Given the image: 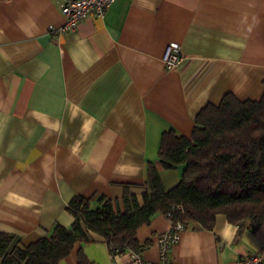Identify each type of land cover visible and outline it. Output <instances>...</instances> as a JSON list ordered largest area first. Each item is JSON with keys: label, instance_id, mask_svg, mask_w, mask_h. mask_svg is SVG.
Wrapping results in <instances>:
<instances>
[{"label": "crops", "instance_id": "1", "mask_svg": "<svg viewBox=\"0 0 264 264\" xmlns=\"http://www.w3.org/2000/svg\"><path fill=\"white\" fill-rule=\"evenodd\" d=\"M56 0H0V232L23 245L59 223L76 195L120 198L129 185L141 198L148 162L163 186L182 167L161 168L160 135L191 136L194 119L226 92L238 99L264 94V0H115L101 17L74 29ZM177 43L183 63L168 69L165 47ZM171 222L155 214L135 237L160 261L158 235ZM59 264H111L93 234ZM264 257V223L238 226L218 213L213 227L185 228L169 250L172 264H234ZM129 251L115 258L129 264Z\"/></svg>", "mask_w": 264, "mask_h": 264}, {"label": "trees", "instance_id": "2", "mask_svg": "<svg viewBox=\"0 0 264 264\" xmlns=\"http://www.w3.org/2000/svg\"><path fill=\"white\" fill-rule=\"evenodd\" d=\"M190 138L163 131L157 160L163 169L182 167L176 185L166 189L157 165L148 162L147 180L139 199L124 185L120 198L73 196L67 210L70 228L56 223L46 235L23 245L11 233L0 232V264H59L77 242L99 236L109 252L142 250L136 230L157 214L185 228L213 227L218 213L242 229L264 223V94L238 99L226 92L219 103H208L194 119ZM80 264L85 261L78 251Z\"/></svg>", "mask_w": 264, "mask_h": 264}, {"label": "built area", "instance_id": "3", "mask_svg": "<svg viewBox=\"0 0 264 264\" xmlns=\"http://www.w3.org/2000/svg\"><path fill=\"white\" fill-rule=\"evenodd\" d=\"M60 12L65 17V22L55 31L62 33L66 30L74 29L79 22L87 17H101L114 4L115 0H56ZM185 56L177 43H169L164 50L162 61L168 69L180 66ZM185 227L182 223H171V227L166 232L158 235V244L160 251V261L157 263L147 262L142 258V251L139 249L128 250L130 254L129 264H172L169 261L168 253L174 242L177 241L179 234ZM111 264H117L115 258L118 255L116 251L109 252ZM234 264H264V257L255 254H246L240 256Z\"/></svg>", "mask_w": 264, "mask_h": 264}]
</instances>
